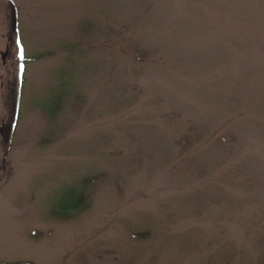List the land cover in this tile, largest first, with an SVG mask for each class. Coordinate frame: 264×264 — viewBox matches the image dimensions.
<instances>
[{"label": "rangeland", "instance_id": "rangeland-1", "mask_svg": "<svg viewBox=\"0 0 264 264\" xmlns=\"http://www.w3.org/2000/svg\"><path fill=\"white\" fill-rule=\"evenodd\" d=\"M20 262L264 264V0H0Z\"/></svg>", "mask_w": 264, "mask_h": 264}, {"label": "snow or ice", "instance_id": "snow-or-ice-1", "mask_svg": "<svg viewBox=\"0 0 264 264\" xmlns=\"http://www.w3.org/2000/svg\"><path fill=\"white\" fill-rule=\"evenodd\" d=\"M16 44L19 47L18 57L20 60H23L25 58V50L23 48V45L18 39L16 40ZM23 67H24L23 65L20 66L21 71H23Z\"/></svg>", "mask_w": 264, "mask_h": 264}, {"label": "trees", "instance_id": "trees-1", "mask_svg": "<svg viewBox=\"0 0 264 264\" xmlns=\"http://www.w3.org/2000/svg\"><path fill=\"white\" fill-rule=\"evenodd\" d=\"M0 264H8V263H0ZM19 264H31L29 262H20Z\"/></svg>", "mask_w": 264, "mask_h": 264}]
</instances>
